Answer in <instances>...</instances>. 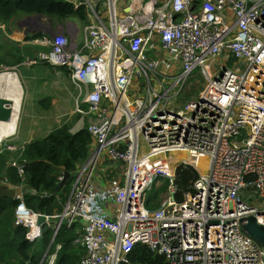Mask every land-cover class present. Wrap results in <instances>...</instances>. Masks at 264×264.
Returning <instances> with one entry per match:
<instances>
[{
    "label": "built area",
    "instance_id": "built-area-1",
    "mask_svg": "<svg viewBox=\"0 0 264 264\" xmlns=\"http://www.w3.org/2000/svg\"><path fill=\"white\" fill-rule=\"evenodd\" d=\"M74 4L86 8L84 46L45 22L54 35L40 41L50 49L41 57L69 69L77 112L95 118L88 125L90 155L57 215L30 210L24 186H17L15 225L27 229L31 243L53 229L51 245L64 230L82 228L80 264H127L137 245L164 256L165 264H264V246L242 226L250 217L264 225V0ZM197 69L206 86L180 105ZM183 152L194 160L180 158ZM105 162L121 174L99 187ZM11 166L23 175L19 161ZM182 166L199 178L178 202L175 171ZM166 177L169 190L151 211L147 195Z\"/></svg>",
    "mask_w": 264,
    "mask_h": 264
},
{
    "label": "trees",
    "instance_id": "trees-1",
    "mask_svg": "<svg viewBox=\"0 0 264 264\" xmlns=\"http://www.w3.org/2000/svg\"><path fill=\"white\" fill-rule=\"evenodd\" d=\"M24 15H43L57 19L59 22L70 19H78L82 23L87 21L84 5L76 8L68 0H0V23L8 24L11 20L15 21ZM0 35H2L1 31ZM6 47L0 40V69L7 65V60L13 59L12 64L19 65L25 57L33 55L34 48L22 46L20 43L12 42L10 51H6ZM63 69L65 68H61ZM45 102L46 100H43L42 104ZM71 131V126L64 125L56 128L45 138L26 144L19 155V163L24 168L22 176L11 166L13 155L0 153V185L2 182L12 187L23 185L25 190L31 188L37 193L47 195L46 198H41L24 193L27 207L35 213L54 216L62 211L66 186L73 178L67 182L61 192H58L60 178L64 172L74 175L78 166L82 165L90 155L92 140L87 128L75 134ZM198 178L199 175L193 168L184 166L178 168L174 194L178 202L184 200L185 193L192 190V184ZM167 190L168 185L165 184L159 189L150 191L147 195V208L151 211L157 209ZM19 202L10 198L0 199V264H41L43 256H39L40 251L35 247L48 246L54 231L45 229L44 237L37 243L26 240L27 229L15 225V211ZM78 239L79 234L75 230H64L58 235L50 248L51 251L56 252L57 245H61L55 264H80L85 251L76 244ZM128 257L127 264L166 263L164 256L152 252L144 245H137Z\"/></svg>",
    "mask_w": 264,
    "mask_h": 264
},
{
    "label": "rangeland",
    "instance_id": "rangeland-1",
    "mask_svg": "<svg viewBox=\"0 0 264 264\" xmlns=\"http://www.w3.org/2000/svg\"><path fill=\"white\" fill-rule=\"evenodd\" d=\"M73 3L85 4L86 0H73ZM100 11L102 13V16L106 19V22H108L109 19L106 10L102 7ZM24 20L25 19L18 21L17 24L13 20H11L8 24L0 23V26H6V29L2 27V30H7L9 36V38L6 37L4 33L0 35V40L7 46L6 51L11 50L12 42H19L23 44L25 40L24 38H22V36H30V33L24 29V25L21 24L23 28L20 26V23ZM75 21L76 20L66 21L64 23L65 31L72 29L73 27H75V24H78L79 28L81 29V34L79 35L77 42L79 44V47L82 48L84 46L82 26H88L86 24H83L82 22L81 25L80 23ZM33 48V54L35 55L32 56H36V47ZM39 50L45 51V48L41 47ZM12 63L13 59L7 60V65H4L0 69V75L10 74L12 78H15V75L17 74L19 83L23 91L21 115L16 133L13 136L5 138L3 144L0 145V153H11L13 155V161L17 162V160H20V151L22 150V147H24V144L27 142V140H39L46 137L37 136L39 134L38 132L41 130L40 125H46L50 123H53V125L61 126L68 125L72 127L71 132L76 133L77 131L85 129L88 125L95 121L94 117L82 116L76 112L79 90L78 87L73 83L72 73L69 71V69H63L66 72L65 74V72H63L61 68H55L53 66L51 67L49 64L39 63L37 65L29 66L26 58L19 65H13ZM229 67L231 66L229 65ZM12 73L16 74L13 75ZM200 74L201 70L197 69L192 78L189 80V83L180 98L181 101L179 100L180 105H185L186 103L190 102L199 94V92H202L204 90L206 83L200 77ZM135 87L136 85L133 86V88ZM53 98H61L65 100V108L62 107L60 110L58 107H54L58 104L53 105ZM43 100H46V102L42 104ZM107 106V104L103 105L104 108H107ZM56 127H54L53 129L55 130ZM54 130H52L50 133H52ZM141 145L142 151L144 153L147 152L148 147L146 143L142 142ZM174 159L176 160L175 157ZM177 165L178 162L173 165L171 164L172 168L170 173L174 171ZM101 169H104L103 171H105L106 181H111L121 174L118 168L112 166L107 162L104 163V167H101ZM122 173L124 174V169H122ZM168 183L169 181L167 177L161 178L160 180H158V184H156L152 188V190L159 189L165 184L168 185ZM66 190V196H64L65 202L73 190V180L67 184ZM166 193H164V195ZM77 233L79 234V242H77L76 244L80 245L83 248L82 242L80 240L83 233L82 228L78 229ZM50 244L48 246H43L42 248L39 245L35 247L40 251L39 256H43L41 264H50L51 257L54 253L53 251H51V249L47 248L50 247ZM47 250H49V253L47 256H45Z\"/></svg>",
    "mask_w": 264,
    "mask_h": 264
},
{
    "label": "crops",
    "instance_id": "crops-1",
    "mask_svg": "<svg viewBox=\"0 0 264 264\" xmlns=\"http://www.w3.org/2000/svg\"><path fill=\"white\" fill-rule=\"evenodd\" d=\"M51 20H52V24L57 26L58 29H61L60 31L64 32L72 43L78 44L77 40H78L79 35L81 34V29L79 28L78 24H75V27H73L72 29L65 31L64 22H59L57 19H51ZM70 20H76L75 22H78L81 24V22L78 19H70ZM82 32H83V26H82ZM3 33L4 35H6L5 32H2V34ZM22 38H25V37L22 36ZM1 75L7 78H0V96L10 101L13 104L12 105L13 114H12V118L10 122L0 123V145L3 144L5 138L13 136L17 131L18 124L20 121L21 103H22V96H23V91H22L17 75L13 74L15 75V78H12L10 74L9 75L1 74ZM64 103H65V100L61 98L59 99L53 98V105L58 104L57 106H54V107H58L60 110L62 107L65 108ZM56 126L61 127V125H53V123L46 124V125H40L41 130L38 132L39 134L37 136L38 137L47 136L52 130H54L53 128ZM28 142H31V140H27L26 143ZM105 176L106 174L103 171L102 172L99 171L97 177L95 176L99 187H104L108 183V181H106L105 179Z\"/></svg>",
    "mask_w": 264,
    "mask_h": 264
},
{
    "label": "clouds",
    "instance_id": "clouds-1",
    "mask_svg": "<svg viewBox=\"0 0 264 264\" xmlns=\"http://www.w3.org/2000/svg\"><path fill=\"white\" fill-rule=\"evenodd\" d=\"M70 3V2H69ZM72 4H74V3H72ZM75 5V4H74ZM82 6V5H81ZM75 7H76V5H75ZM80 7V6H79ZM85 7V6H84ZM76 8H78V7H76ZM23 19H25L24 21H22L21 23H20V26H21V24H23L24 25V29L25 30H27L30 34V38L28 37V36H25L24 35V42H23V44H21L22 46H25V47H36V51H37V54H36V56H32V57H30V56H27V57H25L26 58V60H27V63H28V65L29 66H32V65H37V64H39V63H42V64H49L51 67L53 66V65H51L50 63H48V62H46L45 60H43L42 59V54H49L50 53V49L49 48H47V47H44L45 48V51H40L39 49L42 47L41 46V44H40V41L46 36H49L50 38L54 35V34H50L49 32H48V30H46L45 28H44V23L45 22H48V23H51L52 24V20L51 19H53V18H49V17H47V16H43V15H40V16H37V15H24V16H22V17H19L18 19H16L14 22L17 24L18 23V21H20V20H23ZM65 23V22H64ZM84 24V23H83ZM1 28H0V31L1 32H5L6 33V37H8L9 38V36H8V32H7V30L6 31H3L2 30V27L3 28H5L6 29V26H0ZM22 27V26H21ZM23 28V27H22ZM83 29H84V27H83ZM61 29H58V32H60L61 34H63L64 35V32H61L60 31ZM84 34V33H83ZM27 35V34H26ZM84 36V35H83ZM48 37V38H49ZM68 40H69V42H71L70 41V39L68 38V36L66 35L65 36ZM17 43H19V42H17ZM31 45V46H30ZM33 55H35V54H33ZM38 55V56H37ZM53 58H54V56H52ZM3 67V66H2ZM53 67H55V68H65V69H68L67 67H56V66H53ZM16 74V73H15ZM17 75V74H16ZM74 83V82H73ZM75 85V84H74ZM76 86V85H75ZM79 97V96H78ZM83 107H86L87 108V106H83ZM76 112H77V110H76ZM78 114H80L79 112H77ZM80 115H82V114H80ZM83 116V115H82ZM62 127V126H61ZM56 128H60V127H56ZM87 128V131H88V126L86 127ZM85 128V129H86ZM83 130V129H82ZM81 131V130H80ZM78 132V131H77ZM89 133V132H88ZM75 134V133H74ZM49 135V134H48ZM47 135V136H48ZM32 141H34V140H32ZM31 141V142H32ZM28 143H30V142H28ZM28 143H26V144H28ZM25 144V145H26ZM24 145V146H25ZM24 150V147H22V150L20 151V154L22 153V151ZM19 154V155H20ZM18 161V160H17ZM84 164V163H83ZM77 172V171H76ZM174 172V171H173ZM177 171H175V173H176ZM75 175V174H74ZM74 175H72V177L71 178H73V182H74ZM62 179H63V176H62V178H60V182L62 181ZM167 182V181H166ZM1 185L2 186H6V187H10V188H14V189H16L17 187H12V186H8V184L7 183H5V182H2L1 183ZM168 185H169V183H168ZM66 186V185H65ZM64 186V187H65ZM16 191H17V189H16ZM27 191V189L25 190V189H23V197H24V193ZM45 194V193H44ZM46 197H47V195H46ZM45 197V198H46ZM16 200H18V191H17V199ZM24 202H25V199H24ZM20 203V202H19ZM26 204V203H25ZM19 205V204H18ZM27 206V205H26ZM31 210V209H30ZM37 214V213H36ZM249 219V218H248ZM247 219V220H248ZM256 219V218H255ZM39 220V219H38ZM247 220H246V222L245 221H242V226L244 225V224H246L247 223ZM75 230V232L77 233L78 232V230H77V228H75L74 229ZM31 243V242H30ZM35 243H37V242H35ZM54 244V243H53ZM52 244V245H53ZM52 245L49 247V249L52 247ZM49 253V252H48ZM55 253H57V252H54L53 254H55ZM45 256H46V254H45ZM57 257V256H56ZM55 261H56V259H55ZM55 261L52 263V264H55ZM50 263H51V260H50Z\"/></svg>",
    "mask_w": 264,
    "mask_h": 264
},
{
    "label": "water",
    "instance_id": "water-1",
    "mask_svg": "<svg viewBox=\"0 0 264 264\" xmlns=\"http://www.w3.org/2000/svg\"><path fill=\"white\" fill-rule=\"evenodd\" d=\"M10 105L11 104L9 102L0 98V122H5L9 120L12 113ZM71 177L72 175L69 172H64L63 179L59 184L58 192H61V190L71 179ZM26 193H30L41 198L46 197V194L37 193L31 188H28ZM1 198H10L16 200L17 199L16 189L0 185V199ZM38 223L39 225H43L45 223V216H40ZM243 230L248 236L254 239L258 244L264 246V225H260L254 217H250L247 220V223L243 225Z\"/></svg>",
    "mask_w": 264,
    "mask_h": 264
},
{
    "label": "bare ground",
    "instance_id": "bare-ground-1",
    "mask_svg": "<svg viewBox=\"0 0 264 264\" xmlns=\"http://www.w3.org/2000/svg\"><path fill=\"white\" fill-rule=\"evenodd\" d=\"M134 1H137V0H134ZM4 75H5V74H4ZM0 78H7V77H4V76L0 75ZM0 98H2V97L0 96ZM2 99H4V98H2ZM4 100L7 101V102H9V103L11 104L10 107H11V111H12V113H11V116H10V118H9L8 121L0 122V123H7V122H10V121H11V118H12V114H13V110H12V105H13V104H12L10 101L6 100V99H4ZM180 158L186 159L188 162H189L190 160H191V161L194 160V156L191 155V154H189V153H186V152L181 153ZM172 159H173V156H172V155H171V156H168L167 158L164 159V163H167V162H169V161H173ZM198 162H200V164L198 163V166L200 167L201 170H203V168H205V166H206V160H205V159H200ZM149 165H150V164H149ZM165 165H167V164H165ZM170 165H171V164H170ZM146 167H148V166H146ZM146 167H144V169H146ZM169 168H170V170H171L172 166H170ZM33 219H34V218H33Z\"/></svg>",
    "mask_w": 264,
    "mask_h": 264
}]
</instances>
